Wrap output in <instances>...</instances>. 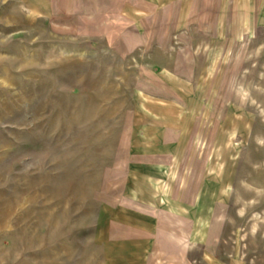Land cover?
Listing matches in <instances>:
<instances>
[{
	"label": "rangeland",
	"instance_id": "374dc122",
	"mask_svg": "<svg viewBox=\"0 0 264 264\" xmlns=\"http://www.w3.org/2000/svg\"><path fill=\"white\" fill-rule=\"evenodd\" d=\"M241 2L49 0L33 17L0 0V264H264V0L249 28ZM137 90L169 101L146 103L161 118Z\"/></svg>",
	"mask_w": 264,
	"mask_h": 264
},
{
	"label": "bare ground",
	"instance_id": "6f19581e",
	"mask_svg": "<svg viewBox=\"0 0 264 264\" xmlns=\"http://www.w3.org/2000/svg\"><path fill=\"white\" fill-rule=\"evenodd\" d=\"M30 2V11H31V15L33 17H39L42 16L43 13L47 10H49V0H28ZM158 2V0H156ZM251 1L252 0H243V2H241L240 5H238V9L241 10V12H238V20L242 19V24L246 25L249 28V23L251 21V11H252V6H251ZM239 13L241 15H239ZM187 16V13L184 15V19L182 20L181 25L185 24V18ZM254 34V32H253ZM222 36H225V31L221 32ZM212 49V44L210 42V39L208 38H203L195 47H194V53L196 55V57L198 59L203 58L204 56H207L210 54ZM167 78L171 81V82H179V78L174 75L172 72H170L169 70L165 71ZM184 90H186L187 92H192L194 90V88H184ZM137 96L141 99L142 101V107L147 110L149 112V114H151L152 116H154L155 118H161V116H159L157 113H154L152 111H150L148 109V107L146 106L147 102H156L160 105L163 106H169V101L165 100V99H160V98H155L153 96H150L149 94L145 93L142 90H137ZM185 94H187L185 92ZM189 95V94H187ZM177 107L179 108L177 110V114L176 116H174L173 113H171V120L174 121L176 124H181L184 123V129L187 130L188 125L187 123H185V119H186V108L183 105L177 104ZM171 106H174L171 103ZM144 133V132H143ZM236 133V131H233L231 133V136H234ZM162 171L164 173H168L169 176H173L174 174V167L170 168L168 166H159ZM211 170H215L217 173H219L222 170V165H219V167H212ZM169 186H170V182L168 181H160V179H157L154 182V197H156V195L158 194L157 190L162 191L163 195L161 197V200H163L164 202H169L170 207L173 209H178L180 211L183 210H187L185 206H183L180 202H175L172 201L167 194H169ZM136 197L137 192H135L134 194ZM152 202H155L154 198L152 197L151 199ZM196 216V230L192 235V239L196 242V241H206V239L208 238V233H209V226L211 224V217L209 214H204V215H195ZM210 259L211 256L207 253L206 254ZM161 261V260H160Z\"/></svg>",
	"mask_w": 264,
	"mask_h": 264
}]
</instances>
